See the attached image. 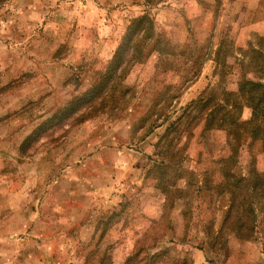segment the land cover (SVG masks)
<instances>
[{"label": "rangeland", "instance_id": "1", "mask_svg": "<svg viewBox=\"0 0 264 264\" xmlns=\"http://www.w3.org/2000/svg\"><path fill=\"white\" fill-rule=\"evenodd\" d=\"M260 49L264 0H0V264H264V191L250 239L236 208L223 223V169L264 172L262 142L225 165L228 132L197 118L160 140L204 91L260 78Z\"/></svg>", "mask_w": 264, "mask_h": 264}, {"label": "trees", "instance_id": "2", "mask_svg": "<svg viewBox=\"0 0 264 264\" xmlns=\"http://www.w3.org/2000/svg\"><path fill=\"white\" fill-rule=\"evenodd\" d=\"M143 23L144 21L142 18L136 19L131 24V33L138 36L140 33H136V31H140L143 27ZM134 34L127 36L129 39H133ZM220 53L221 47L218 48L216 53L218 59ZM220 65L221 64L218 63L217 67H220ZM260 72V78L242 79L238 83V87L235 91L224 90L220 91L219 94L215 91V88L204 91L196 100L190 102L184 108L182 114L176 118L175 121L170 123L164 134L160 137V140H163V138L169 135V133L176 131L185 119L197 118V122L203 123L204 129H222L228 132V140H230V144L232 145V153L227 158H224L225 160H222V163H225V165L235 161V155H238V152L245 141L249 140L251 143L260 140L264 150V49H260ZM103 80V82H100L98 85L96 84V86L89 92L92 93L99 90V88H104V85L108 83L109 79L104 76ZM88 96L89 94L84 93L80 98L72 100L68 105L59 109L49 119L47 125H52L50 123L53 121L61 122L66 119V117H70L74 111L78 109L80 104L85 101H93L98 97L97 95L96 97L93 96V99H89ZM244 107L252 109V116L249 120L243 121L238 119L236 113L241 114ZM169 118L170 116L168 114L165 115L160 124L157 123L159 120L157 119L153 129L163 125L165 123L164 120L167 121ZM33 135L34 134L23 142L24 147L34 139ZM159 146V142L155 144V148ZM223 170H225L224 173L226 176V182L224 185L227 186V189L231 192L232 196L231 204L229 206L230 209L227 211L228 217L225 218L223 223L224 225H226L225 223H228L231 218V213L236 208L238 215L235 217L236 221L234 222H236L237 225H233L234 230L238 231V235L243 237V239H250L252 231L255 229L256 221V210L252 196L258 188H260V191H264V172L256 173L252 171L249 177L238 178L232 174L229 167H224ZM233 179L235 180L234 185L230 183V180ZM239 198H241V200L238 201ZM243 214L248 216V220L245 221L248 223L247 225L241 220ZM184 262L185 261L182 263Z\"/></svg>", "mask_w": 264, "mask_h": 264}]
</instances>
